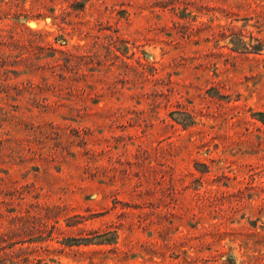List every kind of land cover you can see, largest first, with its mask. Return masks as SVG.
Instances as JSON below:
<instances>
[{
	"label": "rangeland",
	"instance_id": "obj_1",
	"mask_svg": "<svg viewBox=\"0 0 264 264\" xmlns=\"http://www.w3.org/2000/svg\"><path fill=\"white\" fill-rule=\"evenodd\" d=\"M0 264H264V0H0Z\"/></svg>",
	"mask_w": 264,
	"mask_h": 264
}]
</instances>
